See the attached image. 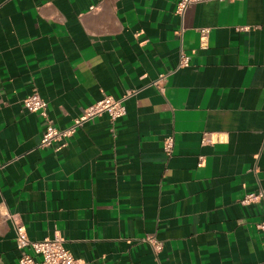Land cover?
Returning <instances> with one entry per match:
<instances>
[{"label":"crops","instance_id":"crops-1","mask_svg":"<svg viewBox=\"0 0 264 264\" xmlns=\"http://www.w3.org/2000/svg\"><path fill=\"white\" fill-rule=\"evenodd\" d=\"M177 1L0 0V264L9 214L83 264H264V203L239 202L264 188V0ZM33 91L60 127L132 93L55 149Z\"/></svg>","mask_w":264,"mask_h":264},{"label":"built area","instance_id":"built-area-1","mask_svg":"<svg viewBox=\"0 0 264 264\" xmlns=\"http://www.w3.org/2000/svg\"><path fill=\"white\" fill-rule=\"evenodd\" d=\"M206 1L208 0H178L176 13L183 16L189 6ZM201 30L204 36L209 32L208 28H203ZM182 31L181 29L180 32ZM188 64L189 57L182 53L179 66H187ZM154 83L158 84L159 80ZM131 93V91H127L121 98H114L111 95L103 94L75 117L71 124L63 127L53 123L47 112V100L37 91H33L26 95L22 100V105L28 111L41 114L45 119V130L40 140V146L49 147L58 143L55 149H61L67 146L69 138L79 127L96 116L107 113L112 120L123 117L127 113L125 100ZM204 140H206L205 137ZM174 143L175 139L172 134L165 136L163 149L167 155L173 153ZM239 202L242 205L264 203V188L246 192L239 199ZM9 216L15 228L16 246L19 251V264H83L80 259L76 258L72 252L65 247V240L62 237L55 236L54 238H45L43 240H31L23 222L13 214H9ZM257 227L260 230H264V221L257 224ZM144 239L151 244L154 253H158L163 247L161 240H158L154 235H148Z\"/></svg>","mask_w":264,"mask_h":264}]
</instances>
